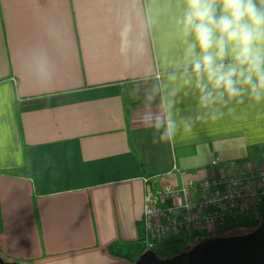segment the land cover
I'll use <instances>...</instances> for the list:
<instances>
[{"label": "crops", "instance_id": "obj_1", "mask_svg": "<svg viewBox=\"0 0 264 264\" xmlns=\"http://www.w3.org/2000/svg\"><path fill=\"white\" fill-rule=\"evenodd\" d=\"M147 2L138 0L141 12ZM174 5L155 0L159 22L147 54L126 66L118 31L128 0H0V170L16 171L0 174L4 259L135 264L148 250V189L264 167V109L241 105L172 144H153L138 123L148 78L168 83L180 54ZM41 55L48 82L37 75ZM134 89L140 98L130 95ZM196 107L195 96L178 97L181 114ZM183 200L163 205L180 212ZM218 229L178 237L199 243Z\"/></svg>", "mask_w": 264, "mask_h": 264}, {"label": "clouds", "instance_id": "obj_2", "mask_svg": "<svg viewBox=\"0 0 264 264\" xmlns=\"http://www.w3.org/2000/svg\"><path fill=\"white\" fill-rule=\"evenodd\" d=\"M174 7L171 23L179 57L165 73L168 83L160 76L148 78L137 114L138 123L153 133V144H172L241 105L264 109V0H175ZM158 22L155 0H148L143 12L138 0H128L118 31L124 65L145 57ZM35 64L38 78L50 81L46 56L37 57ZM139 91L130 95L138 99ZM181 93L196 97L191 114L177 108Z\"/></svg>", "mask_w": 264, "mask_h": 264}, {"label": "built area", "instance_id": "obj_3", "mask_svg": "<svg viewBox=\"0 0 264 264\" xmlns=\"http://www.w3.org/2000/svg\"><path fill=\"white\" fill-rule=\"evenodd\" d=\"M177 197H184L180 212L176 210L178 208L169 209L163 205L166 199ZM263 201L264 169L181 186L150 188L145 198L149 232L146 247L155 250L159 241L178 237L184 230L220 228L230 219L242 217L257 219Z\"/></svg>", "mask_w": 264, "mask_h": 264}, {"label": "water", "instance_id": "obj_4", "mask_svg": "<svg viewBox=\"0 0 264 264\" xmlns=\"http://www.w3.org/2000/svg\"><path fill=\"white\" fill-rule=\"evenodd\" d=\"M0 264L23 263L0 254ZM135 264H264V220L252 232L207 238L172 258H160L154 250H147Z\"/></svg>", "mask_w": 264, "mask_h": 264}, {"label": "rangeland", "instance_id": "obj_5", "mask_svg": "<svg viewBox=\"0 0 264 264\" xmlns=\"http://www.w3.org/2000/svg\"><path fill=\"white\" fill-rule=\"evenodd\" d=\"M258 169V168H257ZM261 169H264L262 167ZM238 223L232 226H224L220 227V229L217 230L216 234H214V237H219V236H232V235H242L246 234L249 232H252L256 228H258L261 223L264 220V201H263V206L261 208V214L257 219H246V218H238ZM198 240L192 239L188 242V248H192L195 245H197ZM4 258V257H3ZM23 264H26L24 261H19Z\"/></svg>", "mask_w": 264, "mask_h": 264}, {"label": "trees", "instance_id": "obj_6", "mask_svg": "<svg viewBox=\"0 0 264 264\" xmlns=\"http://www.w3.org/2000/svg\"><path fill=\"white\" fill-rule=\"evenodd\" d=\"M16 110L18 113L19 111H18L17 103H16ZM1 173L14 174L16 173V171L0 170V174ZM2 230H3V223H2L1 201H0V233L2 232ZM189 249L190 248H188V243L186 239L182 237H177L173 239H166L159 241L154 251L156 252L157 256L166 259V258L175 257Z\"/></svg>", "mask_w": 264, "mask_h": 264}]
</instances>
